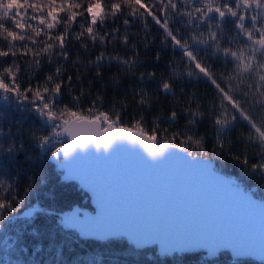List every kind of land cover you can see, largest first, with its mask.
<instances>
[{"label": "snow or ice", "instance_id": "obj_1", "mask_svg": "<svg viewBox=\"0 0 264 264\" xmlns=\"http://www.w3.org/2000/svg\"><path fill=\"white\" fill-rule=\"evenodd\" d=\"M153 27L173 55L161 76L140 58V47L147 51L154 43ZM113 67L117 71L106 79L104 70ZM201 82L212 89L210 104L185 91L186 83ZM177 88L183 102L149 127L146 113L161 96L178 100ZM0 100L4 109L38 121L27 130L17 121L13 131L0 112V236L2 255L14 257L8 264H21V253L29 251L25 237L39 241L49 215L32 203L36 177L20 187L19 157L32 159L25 139L95 195L99 184L85 162H111L121 151L138 154L153 172L171 163L203 167L246 216L243 227L166 228L111 214L105 196L103 211L65 215L54 225L58 230H74L81 238H126L137 251L155 244L161 257L199 250L210 260L225 250L236 258L264 257V226L259 236L255 228L256 213L264 220V199L216 167L230 158L240 177L264 181V0H0ZM205 122L211 139L200 133ZM237 128L248 129L238 137L240 151L231 141ZM41 250L42 244L33 245L34 253ZM87 264L100 262L93 257Z\"/></svg>", "mask_w": 264, "mask_h": 264}, {"label": "trees", "instance_id": "obj_2", "mask_svg": "<svg viewBox=\"0 0 264 264\" xmlns=\"http://www.w3.org/2000/svg\"><path fill=\"white\" fill-rule=\"evenodd\" d=\"M136 34L139 39H143L142 33L137 32ZM149 39L154 40V43H152L147 51L142 46L140 47V58L144 62L145 68L155 70L158 76L164 75L168 71L166 66L173 59V55L170 50L162 46V37L157 33L155 27L152 28V35ZM157 52L160 53V61L158 63L155 60ZM116 71L115 67L105 69L104 75L106 79L111 77ZM122 83L125 87H130L132 81L125 79ZM94 87L99 88L100 85L95 84ZM185 91L189 96H198L204 104L211 103L212 89L202 82L186 83ZM179 93L180 89L177 88L176 95L178 100H173L170 96L167 98L161 96L160 103L154 105L150 113H146L149 127L154 117L161 114L166 115L170 107L176 105L178 102H183L184 98L180 97ZM108 96H112L111 90L108 91ZM3 105L4 102L0 100V112H6V120L4 121L6 129L10 126L15 131L17 121L22 123L25 130L29 126L38 123L28 113L4 109ZM133 107L134 105H129L128 113H131ZM130 119L131 117L126 113L125 122H129ZM180 124H184L183 117L180 118ZM199 130L201 134L206 133L209 139L214 135L211 124L208 122L202 124ZM241 131L247 134L248 129L237 128L231 133V141L236 142L235 151L241 150L238 142ZM25 149L32 156V159L25 160L23 155L19 157L18 167L23 171V175L20 177L21 190L24 186V180L28 176L36 177L37 189L32 197V203L43 205L48 210L49 215L44 218L42 226L43 235L39 241L25 237L29 245V251L27 255L21 253V264H87L93 257L99 260L100 264H264V262L257 263L248 259L235 261L228 253H222L218 258L211 260L206 258L205 253L161 257L157 255L158 251L156 247L137 251L125 239L101 243L92 240H82L76 232L71 230H58L54 225L59 218L67 215L76 206L90 208V199L76 183H63L61 180L62 175L58 171L57 166L49 161L48 156H41L39 150L31 146L26 139ZM249 151L251 152L252 150L249 149ZM217 168L223 174L237 178L247 189H251V191L256 193L257 197L262 196V199H264V187H262L264 186V181L240 177L239 167L234 165L230 158L226 159L224 164L217 165ZM12 171L14 172L15 169ZM41 178H43V184L40 183ZM258 187L260 188L259 191L257 190ZM12 235V230L9 229V238ZM36 243L42 244V250L38 253L33 252V245ZM3 252L4 244L2 236H0V264H8L9 260L14 257L2 255Z\"/></svg>", "mask_w": 264, "mask_h": 264}, {"label": "water", "instance_id": "obj_3", "mask_svg": "<svg viewBox=\"0 0 264 264\" xmlns=\"http://www.w3.org/2000/svg\"><path fill=\"white\" fill-rule=\"evenodd\" d=\"M49 161L57 166L54 160L49 158ZM57 168L63 183H76L90 198L91 208L76 206L67 215L82 212L87 216H96L103 211L101 200L107 196L110 201L108 211L111 214H126L166 228L243 227L246 223L245 214L235 210L236 206L227 188L216 183L203 167L186 168L180 163H171L153 172L142 166L138 154L121 151L111 162H85L84 168L97 178L100 191L96 195L78 175L69 179ZM220 174L226 179L238 181L235 177ZM241 187L245 188L243 185ZM262 226L264 220L256 213L255 228L258 236ZM78 236L82 240L101 243L110 241ZM124 239L130 244V241ZM153 247L158 251V245L155 244L146 249ZM193 253L206 254L204 250L188 254ZM222 253L230 254L235 261L248 259L257 263L264 262V257L259 254L236 258L230 250Z\"/></svg>", "mask_w": 264, "mask_h": 264}, {"label": "rangeland", "instance_id": "obj_4", "mask_svg": "<svg viewBox=\"0 0 264 264\" xmlns=\"http://www.w3.org/2000/svg\"><path fill=\"white\" fill-rule=\"evenodd\" d=\"M218 170H219V169H218ZM219 171H220V170H219ZM241 185H243V184H241ZM249 190L251 191V189H249ZM252 192H253V191H252ZM256 196H257V195H256ZM257 198H258V199H262L263 197H262V196H260V197L258 196Z\"/></svg>", "mask_w": 264, "mask_h": 264}]
</instances>
